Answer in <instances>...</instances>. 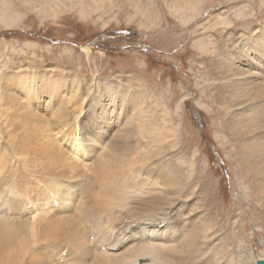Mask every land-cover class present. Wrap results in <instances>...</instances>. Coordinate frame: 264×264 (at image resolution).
<instances>
[{
  "label": "bare ground",
  "instance_id": "obj_1",
  "mask_svg": "<svg viewBox=\"0 0 264 264\" xmlns=\"http://www.w3.org/2000/svg\"><path fill=\"white\" fill-rule=\"evenodd\" d=\"M215 19L216 25L230 23ZM260 29L251 24L228 35L222 51L209 38L203 49L226 121L220 140L231 146L227 153L250 182L253 204L264 209V24ZM38 66L3 72L8 65H0L6 95H0V264H61L54 256L67 244L73 264H196L201 255V264H239L225 245L210 241L215 225L195 209L197 203L182 208L192 206L188 222L173 221L175 204L185 195L182 174L174 171L178 165L173 169L168 161L152 172L143 162L177 130L146 114L142 95L113 81L105 85L107 95L75 98L76 84L68 81L76 79L64 65ZM119 108L122 124L112 118ZM54 121L62 123L58 133L51 128ZM147 134L151 139L144 144ZM28 212L33 218L21 225Z\"/></svg>",
  "mask_w": 264,
  "mask_h": 264
},
{
  "label": "rangeland",
  "instance_id": "obj_2",
  "mask_svg": "<svg viewBox=\"0 0 264 264\" xmlns=\"http://www.w3.org/2000/svg\"><path fill=\"white\" fill-rule=\"evenodd\" d=\"M172 1L0 0V65H8L3 72L19 65L28 70L33 65H64L76 79L68 81L76 84L80 96L75 98L107 95L105 85L113 81L142 95L146 114L154 113L159 123L178 133L169 134L175 138L160 144L154 158L143 162L144 169L152 172L168 161L172 168L174 163V167L178 165L173 169L182 174V197L189 201L176 202L173 221L188 222L186 218L192 215L186 214L197 203L195 209L209 214L215 225L217 233H211L210 241L225 245L234 256L233 263L256 264L264 259V209L260 202L253 204L250 182L238 171V161L227 153L231 146L220 140L226 121L217 83L211 81L213 65L203 46L214 38L222 51L228 35H237L251 24L262 31L264 0H190L193 3L188 5L185 0ZM215 18L230 23L216 25ZM42 94L47 92L42 90ZM0 95L6 96L3 90ZM115 100L117 105L123 104L121 98ZM117 113L112 117L115 123H124L122 108ZM51 128L58 133L62 123L51 122ZM146 137L143 143L150 142V134ZM188 205H192L190 209ZM32 218L30 212L21 215V225ZM108 249V245L102 247L104 252ZM204 258L201 255L196 264ZM72 260L75 258L67 263L73 264Z\"/></svg>",
  "mask_w": 264,
  "mask_h": 264
},
{
  "label": "water",
  "instance_id": "obj_3",
  "mask_svg": "<svg viewBox=\"0 0 264 264\" xmlns=\"http://www.w3.org/2000/svg\"><path fill=\"white\" fill-rule=\"evenodd\" d=\"M92 47V46H91ZM256 264H264V259H258L256 261Z\"/></svg>",
  "mask_w": 264,
  "mask_h": 264
}]
</instances>
